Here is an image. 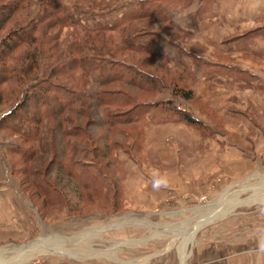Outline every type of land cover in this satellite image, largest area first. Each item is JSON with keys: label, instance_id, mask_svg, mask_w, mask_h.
Instances as JSON below:
<instances>
[{"label": "rangeland", "instance_id": "1", "mask_svg": "<svg viewBox=\"0 0 264 264\" xmlns=\"http://www.w3.org/2000/svg\"><path fill=\"white\" fill-rule=\"evenodd\" d=\"M135 2L0 0V50L16 34L31 35L16 41L0 60V75L9 66L18 77L0 82V201L17 209L0 210V264H264V133H252L221 113L229 107L248 114L264 131L262 104L254 97L246 100L247 96L213 86L191 84L169 64L125 48L129 38L164 34L206 57L209 64L255 67L263 73V54L251 47L264 46V22H244L235 28L212 23L192 34L153 17L119 23V15L134 12ZM153 3L149 9L162 5ZM58 18L63 20L56 22ZM72 18L100 26L84 29ZM95 56L127 60L158 74L172 87L182 109L192 110L212 127L183 121L184 125L157 127V138L151 140L145 120L112 123V116L134 102L121 107L102 104L96 98L99 90L124 92L138 103L154 102L162 93L116 82L100 85L94 73L89 84L72 73L51 76L71 58ZM47 78L84 90L80 103L60 117L46 115L39 122L16 119L29 130L23 129L25 134L13 130L6 117L24 103L33 85L50 81ZM178 91H190L192 99ZM76 129L81 133L74 135ZM215 130L242 147L244 156L210 147L209 138L207 146L197 145L198 137H212ZM169 151H178L179 162L169 158ZM125 155L141 164L145 177L155 171L167 177H206V188L199 197L165 198L157 208L140 197L135 204L128 193L133 177L140 175L139 167L129 165ZM76 162L101 170L96 192L91 186L84 189L62 170ZM145 189L151 191L150 186ZM9 217L20 224L23 219L26 227L6 224Z\"/></svg>", "mask_w": 264, "mask_h": 264}, {"label": "crops", "instance_id": "2", "mask_svg": "<svg viewBox=\"0 0 264 264\" xmlns=\"http://www.w3.org/2000/svg\"><path fill=\"white\" fill-rule=\"evenodd\" d=\"M153 2H157L159 5L162 3V5L157 8L149 9V5H154ZM128 12L119 15V18H121H118L119 23L123 19L153 17L172 23L184 33L192 34L202 33L206 25L212 23L215 25L228 24L230 27L235 28L244 22H264V0H136L134 12ZM73 19L74 18L71 20L72 22H80ZM80 23L83 27L91 29L100 26H91L83 22ZM137 37V41L147 42L150 45V52L152 54L161 56L165 63L180 71L191 84H198L200 85L199 87H204L206 85L213 86L224 92H229L231 95L247 96L246 100L254 97L255 100L257 99L262 104L264 112V72H260V70L255 67L245 68L240 65L209 64L206 57L193 54L187 48L176 44L164 34H145ZM236 44L240 47L239 40ZM238 46L231 45L230 48L234 49ZM251 48L254 53H262L264 55V46L257 45ZM263 55L262 57L264 58ZM86 61L91 64L94 62V57H86ZM160 99H174L176 105L179 106V101L171 94L169 87L164 89ZM188 111L192 112V110ZM221 113L224 116L226 115L227 118L235 119L244 129L252 133H257L258 135L264 133L263 129L257 126L252 117L248 114L232 111L229 107L222 108ZM144 120L150 125V134L148 138L151 140L157 138L156 135H158L159 130L157 127L174 126L177 124L184 125V122L180 120L178 116L164 113L159 110V108L155 107H151L147 110ZM206 123L209 125L208 122ZM209 126L212 127V125ZM208 138L210 147L215 149L221 147L225 150H234L236 154L239 155V153H242L244 156V152L241 150L242 147L223 137L218 130L214 131L212 137L204 139L198 137L199 141L197 145L207 146ZM155 150H158L157 147H155ZM169 158L173 162H177L179 160L178 151H169ZM125 160L129 161V165L134 163V161L138 162L131 156L130 158L126 156ZM136 162L134 164L139 167L136 171L139 169L140 175L133 177L131 181L132 185L128 193L129 198L133 199L132 202L135 204L138 203L136 198L140 197L148 199L150 205L157 208L158 203L165 198H172L174 200L191 196L199 197L202 195L204 187L206 186V177H168V187L162 188L159 191H153L151 187L152 177H145L142 173L141 164H136ZM200 164L203 167L206 166V156ZM146 186L151 187L150 192L145 189ZM12 194L13 193H8L9 197H11ZM8 204H2L0 201V210L6 209L8 213H13L16 208L15 205ZM5 222L6 224L19 225L21 226L20 229L26 227V223H24L23 219L20 224L19 219L15 217H9V220ZM229 263L236 264L233 261Z\"/></svg>", "mask_w": 264, "mask_h": 264}, {"label": "trees", "instance_id": "3", "mask_svg": "<svg viewBox=\"0 0 264 264\" xmlns=\"http://www.w3.org/2000/svg\"><path fill=\"white\" fill-rule=\"evenodd\" d=\"M63 18L56 19V22L62 21ZM66 19L69 20L68 16H66ZM83 28L88 29L86 27ZM25 37H31L30 33L24 32L20 35L16 34L11 39H8V41H6V43L3 45L5 46L4 49L0 50V60L1 56L2 58L5 56V51L11 50L16 45V41L22 40ZM137 39V36L129 38L125 48L135 52H143L150 58L157 59L165 63L161 56L152 54L150 52V45L147 42L137 41ZM5 72V75H0V82L4 80L10 81L18 78L15 76V70L13 68L10 69L9 66H7V73ZM68 73H72L74 76H80L86 84L90 83V76L93 73H96L100 85L116 82L146 91H157L159 93H162L167 87L172 88L158 74L150 72L138 64L121 59H105L104 57L101 58L95 56L94 62L89 64L85 57H75L71 58L69 61H66L61 65V67H56L54 70H52L51 76H54V74H59L60 76L62 74L63 76V74ZM46 80H50L51 82L39 81L33 85L31 87L32 90L27 91L24 103L19 105L6 117V124L11 126L13 130L21 131L23 134L26 133L23 129L29 130V128H25L23 125L19 126V124L15 122L16 119H18L19 122H25L27 119H32V121L39 122L42 120V117L46 115L50 116L51 118H56L64 115L68 111L73 112L76 108V105L80 103L84 90L78 91L62 83H56L53 81L54 79L47 78ZM42 83H48V85L42 86ZM52 92L56 94L53 97L50 94ZM177 95H180L181 97L188 100L192 99V93L190 91H178ZM96 98L102 104H110L113 106L118 105L120 107L128 106L134 102V104H132L131 107L124 113L112 116L114 118L111 119L112 123H116L118 121L122 123H129L144 120L147 110L151 107H155L159 108V110L163 111L164 113H170V115L178 116L180 120L189 125L202 127L204 129L211 128L205 121L194 116L192 112L182 109L176 105V101L174 99H158L154 102L138 103L135 99H133V97L124 92H107L100 90L96 93ZM24 109H26V113L29 115L24 113L25 111L20 113V111ZM31 109H34V111L31 112ZM81 131L82 129H76L72 133L74 135H78L81 133ZM71 165L72 167L69 168V170H66V167L62 166V170L70 177L76 179L78 184L84 189L91 186L96 192L95 187L98 185L97 181L100 175H102L101 170L97 171V169H95L92 164L83 165L81 163L79 164V162H76L75 164ZM93 169H95L97 173L94 172ZM49 195V197H47L48 199L46 200L51 202L53 197L52 192ZM49 198L51 199L49 200Z\"/></svg>", "mask_w": 264, "mask_h": 264}, {"label": "clouds", "instance_id": "4", "mask_svg": "<svg viewBox=\"0 0 264 264\" xmlns=\"http://www.w3.org/2000/svg\"><path fill=\"white\" fill-rule=\"evenodd\" d=\"M169 185V179L166 174H161L158 171L153 172L151 179V187L153 191H159L162 188H166ZM261 247H264V241L261 243Z\"/></svg>", "mask_w": 264, "mask_h": 264}]
</instances>
